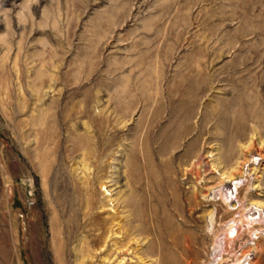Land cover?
<instances>
[{
	"label": "rangeland",
	"instance_id": "374dc122",
	"mask_svg": "<svg viewBox=\"0 0 264 264\" xmlns=\"http://www.w3.org/2000/svg\"><path fill=\"white\" fill-rule=\"evenodd\" d=\"M257 204L264 0H0V264H264Z\"/></svg>",
	"mask_w": 264,
	"mask_h": 264
},
{
	"label": "bare ground",
	"instance_id": "6f19581e",
	"mask_svg": "<svg viewBox=\"0 0 264 264\" xmlns=\"http://www.w3.org/2000/svg\"><path fill=\"white\" fill-rule=\"evenodd\" d=\"M243 174H246V173H243ZM243 180H244L243 175H242V177L240 176L239 178H236V179L231 180L230 182L232 183V187L230 188V191H228V190L225 191V189L223 188V190H222V197L224 198V200H226L225 202H229V204H233V200L235 198L238 199L237 196L239 195V192H240L241 187L244 185ZM258 188H255V189L253 188V189L254 190H257ZM263 205L262 204H257V205L254 206V208L258 212V215L260 216V220L261 221H264V212H263L264 211V206ZM231 207L233 208V205H231ZM251 221H254L255 222V219L252 218ZM231 233L232 234L234 233L233 238H235L238 235L237 234V230L236 229L234 230L233 228H231ZM228 236H230V235H228ZM220 245H222V244H220ZM216 256L218 257L217 254H216ZM213 263H215V262H213Z\"/></svg>",
	"mask_w": 264,
	"mask_h": 264
},
{
	"label": "built area",
	"instance_id": "2783aa9c",
	"mask_svg": "<svg viewBox=\"0 0 264 264\" xmlns=\"http://www.w3.org/2000/svg\"><path fill=\"white\" fill-rule=\"evenodd\" d=\"M28 203H29V205L33 204L31 201H29Z\"/></svg>",
	"mask_w": 264,
	"mask_h": 264
}]
</instances>
